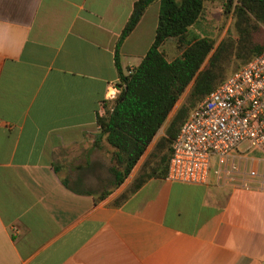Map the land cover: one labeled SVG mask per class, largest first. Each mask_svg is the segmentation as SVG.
<instances>
[{
    "label": "crops",
    "instance_id": "crops-1",
    "mask_svg": "<svg viewBox=\"0 0 264 264\" xmlns=\"http://www.w3.org/2000/svg\"><path fill=\"white\" fill-rule=\"evenodd\" d=\"M134 1L0 0V264L264 263V156L247 143L212 155L204 182L150 177L119 205L85 186L110 164L97 116ZM158 11L150 2L123 39L124 72L149 48ZM160 48L168 60L181 52L173 37Z\"/></svg>",
    "mask_w": 264,
    "mask_h": 264
},
{
    "label": "trees",
    "instance_id": "trees-1",
    "mask_svg": "<svg viewBox=\"0 0 264 264\" xmlns=\"http://www.w3.org/2000/svg\"><path fill=\"white\" fill-rule=\"evenodd\" d=\"M152 1H134L115 42L121 91L102 102L103 112L97 116L100 136L112 148L108 171L115 187L144 157L128 187L112 200L114 205L148 178L166 177L172 141L191 108L231 71L264 50V0H224L232 22L217 42L210 35L186 36L203 13L206 0H158L154 38L138 64L125 74L119 61L120 45ZM169 37L175 38L181 50L170 60L160 48ZM185 90L184 101L170 115ZM110 192L104 189L94 198L101 200Z\"/></svg>",
    "mask_w": 264,
    "mask_h": 264
},
{
    "label": "built area",
    "instance_id": "built-area-1",
    "mask_svg": "<svg viewBox=\"0 0 264 264\" xmlns=\"http://www.w3.org/2000/svg\"><path fill=\"white\" fill-rule=\"evenodd\" d=\"M119 81L117 77L110 85L108 99L120 93ZM245 141L247 150L264 156V50L231 71L191 108L172 141L166 177L204 182L212 155L227 157ZM254 175L257 186L264 189V166ZM250 181L247 176L242 185L250 188Z\"/></svg>",
    "mask_w": 264,
    "mask_h": 264
},
{
    "label": "rangeland",
    "instance_id": "rangeland-1",
    "mask_svg": "<svg viewBox=\"0 0 264 264\" xmlns=\"http://www.w3.org/2000/svg\"><path fill=\"white\" fill-rule=\"evenodd\" d=\"M216 8L220 9L216 13L217 15H221L219 16L220 18H215L214 16L207 18V16L210 15L211 11L215 10ZM227 20L229 21L228 26H230L232 22L231 13L229 11L226 12L224 10V0H206L203 13L201 14L200 18L193 24L197 26L199 29L206 31L205 34L209 32L212 35H214V38H216L218 34L220 33L221 29L225 26ZM189 35L190 34L187 31V34H186L187 38L193 37V36L189 37ZM186 94H187V90H185L184 93L180 96L174 109L171 111L170 115L184 101ZM162 129L163 128L160 127V129L158 130V133H161ZM246 143H247L246 141L240 143V147L244 146ZM102 156L103 154H101V158ZM143 158L144 157H142V159ZM142 159L136 164L131 174L118 187H115L113 183L112 175L107 169L106 170L100 169L99 176L97 178L87 181V185L85 186L95 190L97 194L100 193V191L104 189L110 190L111 192L109 194H112L111 199L113 200L115 197H117L122 191H124L128 187L134 174L137 172ZM102 160L104 161V164L105 162L108 164V162H110V153L106 154V156L104 155V158Z\"/></svg>",
    "mask_w": 264,
    "mask_h": 264
}]
</instances>
